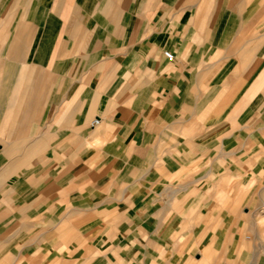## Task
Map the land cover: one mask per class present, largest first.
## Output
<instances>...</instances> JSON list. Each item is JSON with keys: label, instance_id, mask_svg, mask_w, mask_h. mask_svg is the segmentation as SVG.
Wrapping results in <instances>:
<instances>
[{"label": "crops", "instance_id": "0c3cea01", "mask_svg": "<svg viewBox=\"0 0 264 264\" xmlns=\"http://www.w3.org/2000/svg\"><path fill=\"white\" fill-rule=\"evenodd\" d=\"M0 264H264V0H0Z\"/></svg>", "mask_w": 264, "mask_h": 264}, {"label": "built area", "instance_id": "2783aa9c", "mask_svg": "<svg viewBox=\"0 0 264 264\" xmlns=\"http://www.w3.org/2000/svg\"><path fill=\"white\" fill-rule=\"evenodd\" d=\"M164 55L168 60H172L174 58V54L171 51L170 52L169 51L164 52ZM99 122H100L99 120H96L93 122V125H98Z\"/></svg>", "mask_w": 264, "mask_h": 264}]
</instances>
